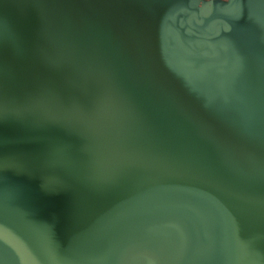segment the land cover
<instances>
[{
	"label": "water",
	"instance_id": "1",
	"mask_svg": "<svg viewBox=\"0 0 264 264\" xmlns=\"http://www.w3.org/2000/svg\"><path fill=\"white\" fill-rule=\"evenodd\" d=\"M0 264H264V0H0Z\"/></svg>",
	"mask_w": 264,
	"mask_h": 264
}]
</instances>
